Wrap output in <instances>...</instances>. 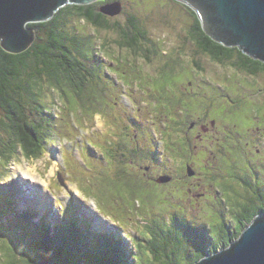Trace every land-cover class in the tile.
Listing matches in <instances>:
<instances>
[{"label": "rangeland", "instance_id": "rangeland-1", "mask_svg": "<svg viewBox=\"0 0 264 264\" xmlns=\"http://www.w3.org/2000/svg\"><path fill=\"white\" fill-rule=\"evenodd\" d=\"M119 1L123 5L122 16L110 19V23L114 21L123 26L128 16H135L147 31L149 43L155 47L154 57L145 59L142 49L134 53L118 46L116 42L123 41L121 28L118 31L96 29L77 17L62 21L67 34L74 35L76 31L81 38L89 40L86 49L83 48L85 58L78 57L94 71V79L85 90V97L93 108L89 107L92 111L87 113L79 106L76 111H70L58 95L46 88L45 102L57 124L47 154L39 160L27 161L19 155L10 163L0 161V222L4 229L0 231V264L36 262L38 249L30 235L45 237L44 227L49 226L54 232L56 225L62 226V222L67 224L73 219L80 227L87 224L90 234L105 233L111 247L120 239L121 244L116 246L119 260L123 259V248H133L130 239H121L122 228L140 238L138 232L142 229L138 224L149 228L153 222L173 226L174 216L186 222L183 231L195 232L211 222L224 223L227 231L233 234L235 231V238H239L243 232L238 233L242 211L250 203V194L257 186L264 190V74L251 77L234 68L233 63L218 64L206 56L199 57L189 33L194 24L191 11L176 0ZM99 4L98 10L103 0ZM188 70L194 76L190 80ZM195 79L203 94L202 102L181 101L179 89L184 88L181 85ZM145 90L158 91L159 104L169 108L180 123L186 120L185 116L201 115L205 107L216 119L225 113L223 121L231 128L235 125L236 139L229 126L223 131L220 122H216L215 128L209 124L208 137L201 145L210 151L207 149L202 156L203 165L196 162L192 166L193 175H190L184 160L177 158L175 149H171L182 146L176 133L178 124L172 125L170 143L165 145L158 130L164 129L160 116L140 102L146 99L141 93ZM203 102V111H200ZM116 114L126 122H136L140 133L132 132L126 140L113 138L117 128L115 125L112 128L109 122ZM187 120L194 119L189 116ZM2 122L0 110V138H5ZM181 128L190 133L187 125ZM196 135V130L189 135L190 161L195 158L197 141L192 136ZM103 140L129 141L137 147L135 167L126 168L127 177L132 174L137 177L129 181L130 191L135 194L131 198L124 200V189L117 190L116 186L102 192L96 183L98 175L94 174V165L101 158L104 163L112 162ZM152 153L158 158L154 165ZM118 161L120 167L128 162ZM65 163L70 165L67 167ZM142 166L153 168L144 173ZM84 167L93 171L90 177ZM167 175L174 180L164 185L154 182ZM261 195L264 197V191ZM133 216L137 223L124 222ZM112 221L121 225L113 230ZM104 228V232L99 230ZM64 239L69 242L71 238L64 236Z\"/></svg>", "mask_w": 264, "mask_h": 264}, {"label": "trees", "instance_id": "trees-1", "mask_svg": "<svg viewBox=\"0 0 264 264\" xmlns=\"http://www.w3.org/2000/svg\"><path fill=\"white\" fill-rule=\"evenodd\" d=\"M97 6L98 4L85 7L68 6L60 10L48 22L28 25V28H32L35 31V41L29 50L20 55L8 54L0 44V110L3 113L1 129L5 134V138H0V161L3 160L10 163L12 160H16L19 155L27 161L39 160L47 154L48 146L57 124L55 116L50 112L51 109L49 110L47 107L48 102H45L46 96L44 92L46 88L58 95V98L68 110L74 112L79 106L85 110L83 111L84 113H87L88 110L92 111L93 106L89 105V101L85 97V90L87 89V84L94 79V71L87 68L85 63L78 57L85 58L83 48L85 47L86 49L89 40L81 38L76 31L73 32L74 35L63 31L64 24L62 21L64 19L77 17L81 21L101 30L118 31L117 29L121 28L120 33L123 41L119 40L116 42L118 46L130 49L134 53H137V49H142L140 52H142L145 59H150L151 56L154 57L155 47L149 43L147 31L141 26L135 16L130 15L127 17L126 24L120 26L118 22L113 21V23H110L111 20L104 17ZM185 7L191 11L190 14L194 19V24L189 33L199 51V57L208 56L210 60L218 64L233 63L234 66H232L234 68L251 77L264 74L263 62L252 60L237 48H226L215 43L203 31L197 15L190 8ZM123 30L125 32H122ZM131 36L133 37L131 38ZM147 45L153 47V50H150ZM165 67L166 65L162 68ZM134 70H136L135 67ZM198 84L199 82L197 81ZM148 91L151 93H148ZM141 93L146 99H142L140 102L149 107L150 112H153L154 115L162 117L166 109L163 108L161 103L153 106L154 101L152 99H158L160 93L152 90H145V92ZM202 98L195 102H202ZM54 99L55 97L53 98V104H55ZM203 105L204 102L199 107L200 111H203ZM89 107L92 108L90 109ZM118 115L116 114V117L114 116L109 122L112 128H115L114 125L117 128V132L112 134L113 138L126 140L132 132L140 133V127L135 124L136 122H126L127 120L119 119ZM228 126L231 128V125ZM234 126L230 129L233 138H235V133H237ZM167 128L170 129V127H166V130ZM178 129L181 132L177 131L176 133L181 139L180 133L185 134V130L183 128ZM158 130L165 145L170 143L169 137L172 131L162 132L161 129ZM229 136L230 133L228 134ZM205 138L204 136L202 137L204 141ZM103 141L104 145L100 143L111 156L112 162L104 163V159L101 158L100 163L94 165V174L96 177L98 175L96 183L102 189V192L116 186L117 190L119 188L124 189V200L131 198L130 196L135 194L130 191L129 181L137 177L132 174L128 175V177L125 175L121 179L118 178L119 173L116 172L123 170L126 173L128 171L126 168L135 167L134 154L136 147L132 149L134 145L129 141L122 143L117 140ZM199 143L201 145V142ZM175 148L172 147L171 149ZM201 154L199 162L200 165H203L204 157L202 156L205 154ZM152 155L154 159L151 158V160L154 165L158 158H156L154 153ZM116 157H118L117 164L115 163ZM123 159L128 162L120 167L118 160L123 162ZM220 163L222 162L220 161ZM65 164L67 167L70 165V163ZM161 164H164V162L161 161ZM84 168L90 177L93 171L88 170L86 167ZM215 170L212 169V172H215ZM212 176L215 177V174H212ZM79 185L82 187L81 183ZM83 191H86V189H83ZM259 191L262 194L264 190L257 186L252 194H259ZM188 193H192V190H189ZM242 215L241 227L238 230L239 234L258 215V211H251V208L245 205ZM127 218L124 222L134 220V216L130 217L131 219ZM173 218V226H162L157 222H153V225L149 228L148 225L138 224L140 229L144 231L140 230L138 232L140 238L131 235L128 229L122 228L124 234L120 236L121 239H130L133 246L131 250L123 248L122 260H119L120 256L116 248L117 245L121 244L120 239L114 247H111L108 244L106 234L97 236L90 234L88 231L89 226L83 224L80 227L76 219L67 224L62 222V226L56 225L54 232H52L53 230L51 231V227L46 226L44 227V231H46L45 237L42 235H30L35 240L34 242L38 249V259L36 258V262L28 261L26 264L41 263L42 261H47L50 264H198L205 258L227 250L233 241L236 242L239 239L235 238V231L234 234L231 231H227L224 223H207L192 232L190 230L183 231L186 222L177 219L175 216ZM115 224L116 226L121 225L116 222ZM0 231H4L1 222ZM64 236L65 238L69 236L71 238L70 241L68 242V240L64 239Z\"/></svg>", "mask_w": 264, "mask_h": 264}, {"label": "water", "instance_id": "water-1", "mask_svg": "<svg viewBox=\"0 0 264 264\" xmlns=\"http://www.w3.org/2000/svg\"><path fill=\"white\" fill-rule=\"evenodd\" d=\"M99 0H0V44L12 55L25 53L35 41L30 24L45 23L62 9L94 5ZM190 8L203 31L215 43L237 48L252 60L264 63V0H176ZM106 17L123 13L120 2L101 6ZM190 175L192 170L188 168ZM161 177L157 183L170 182ZM39 264H50L42 261ZM198 264H264V215L253 219L227 250Z\"/></svg>", "mask_w": 264, "mask_h": 264}, {"label": "flooded vegetation", "instance_id": "flooded-vegetation-1", "mask_svg": "<svg viewBox=\"0 0 264 264\" xmlns=\"http://www.w3.org/2000/svg\"><path fill=\"white\" fill-rule=\"evenodd\" d=\"M100 1L101 0H99L95 4H99ZM115 2H120V1L119 0H103V3L104 4L102 6H104L106 4L115 3ZM103 16L106 17L105 15H103ZM120 16H122V14ZM106 18H108V17H106ZM108 19H112V18H108ZM140 24H142V23L140 22ZM136 33L138 34V32H136ZM132 37L133 36H131V38ZM195 48H196V46H195ZM206 57H208V56H206ZM187 74L189 76V80L192 79V78H194V76L192 75L191 71L188 70ZM181 86H184V88L179 89L180 90V96H181L180 99H181V101H188V100H190V101L195 102V101H197V100H199L200 98L203 97V94L201 93L200 88H198L197 81H194V82L187 81V82H185ZM152 99L154 101V105L156 106L159 103V98L158 99L152 98ZM209 110H210L209 108H205L204 112L201 115L192 114V115L185 116L186 117V120H183L182 123H180V121H176L175 115L172 113V111L169 108L166 109L165 114H163L162 117L160 116L161 122L164 123V129H161L162 132H165L167 130L168 131H172V125H175V124H178L179 128H181L182 126L186 128V125H187L188 128H189L190 133L193 132L194 130H196V132H197V135L196 136H194V137L192 136V139H195L197 141L196 146H195V150H194L195 151V153H194L195 158L192 161H190V156L192 155L191 154L192 153V150H191V148L189 146L190 145V143H189V135H190V133H186V130H185V134L183 136H181V139L178 138V140H179L178 143L181 144L182 146H179V147H176L175 148V152H176V155H177L176 157L179 158L180 160H184V162L186 163V170L188 168L191 169L193 165H196V162L200 163L199 162V158H200V155H202L201 153L206 154V151H207L208 148L204 147L203 145H200L199 142L204 141V139H202V137L203 136H204V138L206 137V135L208 134V132L210 130V125L213 128H215L216 127V124L218 122H220V125H222V130L223 131H225L226 130V127L229 125L225 121H223L224 113L219 114L221 116L220 119H216L215 116H212V112H210ZM189 116L192 119H194V120H187V117H189ZM210 119H214V120H212L209 123V120ZM187 121H189V122H187ZM166 127H170V129L167 128V130H166ZM177 131L180 132L179 129ZM136 135H138V134H136ZM227 138L230 139L232 137H227ZM135 147L136 146H134L132 149H134ZM256 153H259V151H257ZM121 154H123V153H121ZM136 154H137V151H136ZM136 154H134V156ZM245 155H248V153H245ZM137 158L139 160L142 159V157H137ZM135 161H136V159H135ZM152 168H153L152 166H146V167L143 166L142 167V169H144V172L145 173H149ZM116 173H119V177L118 178H121V179L126 175V173L123 170L117 171ZM167 176H168V178L171 179L170 180L171 182H172V180H174V177L173 176H170V175H167ZM148 179H150V177H148ZM145 181H147V180H145ZM156 181L157 180L154 179V182L155 183H156ZM166 184H168V183H166ZM158 185H160V184H158ZM249 198H250L249 199V202L250 203L248 204V206L251 208V211H256V210L258 211V215H256L255 218L257 216L261 215V214L264 215V197H262L260 191H259V194H252V195L250 194V197Z\"/></svg>", "mask_w": 264, "mask_h": 264}, {"label": "bare ground", "instance_id": "bare-ground-1", "mask_svg": "<svg viewBox=\"0 0 264 264\" xmlns=\"http://www.w3.org/2000/svg\"><path fill=\"white\" fill-rule=\"evenodd\" d=\"M112 224L114 225L113 230H114V228H117L115 222H112ZM99 230H101V231H103V232L106 231L105 228H104V230H102V229H99Z\"/></svg>", "mask_w": 264, "mask_h": 264}]
</instances>
